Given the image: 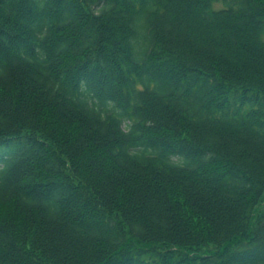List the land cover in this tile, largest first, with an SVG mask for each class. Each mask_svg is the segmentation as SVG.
I'll return each mask as SVG.
<instances>
[{
	"label": "trees",
	"instance_id": "1",
	"mask_svg": "<svg viewBox=\"0 0 264 264\" xmlns=\"http://www.w3.org/2000/svg\"><path fill=\"white\" fill-rule=\"evenodd\" d=\"M0 0V264H264V0Z\"/></svg>",
	"mask_w": 264,
	"mask_h": 264
},
{
	"label": "rangeland",
	"instance_id": "2",
	"mask_svg": "<svg viewBox=\"0 0 264 264\" xmlns=\"http://www.w3.org/2000/svg\"><path fill=\"white\" fill-rule=\"evenodd\" d=\"M225 1H230V0H216L214 3H213V6H212V9L213 10H218V9H222L224 7V2ZM261 40L264 42V29H263V32L261 34Z\"/></svg>",
	"mask_w": 264,
	"mask_h": 264
}]
</instances>
